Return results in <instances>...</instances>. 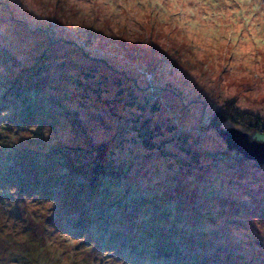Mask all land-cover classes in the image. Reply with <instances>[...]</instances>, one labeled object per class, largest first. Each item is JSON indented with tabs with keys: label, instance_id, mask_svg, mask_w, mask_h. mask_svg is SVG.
Wrapping results in <instances>:
<instances>
[{
	"label": "rangeland",
	"instance_id": "374dc122",
	"mask_svg": "<svg viewBox=\"0 0 264 264\" xmlns=\"http://www.w3.org/2000/svg\"><path fill=\"white\" fill-rule=\"evenodd\" d=\"M0 101V264H123L57 229L97 203L101 228L264 264V165L218 133L264 134L209 123L233 105L264 129V0H0Z\"/></svg>",
	"mask_w": 264,
	"mask_h": 264
},
{
	"label": "trees",
	"instance_id": "16d2710c",
	"mask_svg": "<svg viewBox=\"0 0 264 264\" xmlns=\"http://www.w3.org/2000/svg\"><path fill=\"white\" fill-rule=\"evenodd\" d=\"M232 107L233 105H228L225 106L224 108L222 107L218 109L210 118L209 123L211 127L218 129L221 124L225 123L226 121H230L233 125L241 128H245L247 130L256 131V129H258L255 132V134H264V129L260 130L258 128V124L260 123L259 118L257 117L251 118L252 116H248L246 113L239 112L236 109H233ZM27 109H29L27 113L32 116L36 113L35 112L36 108H34L33 106L28 107ZM245 118L248 119L251 118L253 122L251 124H242L236 121L237 119L242 122V120ZM90 166H92L91 168L93 169L92 171H90L91 173L88 171L87 174H79V175H83L82 177H84L85 180H89V181L95 180L96 183H99L102 179L109 180V178H112V176L109 175L107 172L109 169H111L108 166L99 165V164L94 166L93 164H90ZM48 181L50 180L41 178L38 179L37 181H34L33 183L35 184V188L40 190L41 185L46 184ZM75 186L78 187L76 183H74V187ZM79 188L82 191L86 192V188H84L83 186ZM70 192H72V190H70ZM48 193L52 194L53 190L48 189ZM93 193L97 194V192H95L94 190L92 191V195ZM97 195H99V192ZM138 207H142V205ZM110 208L111 205L106 206V204H102V203L92 204L91 206H86V207H84L83 205L82 207L76 209L70 215L69 218H64V220L60 222V226L58 225L57 229L63 230V232L65 231L68 238H71V235H74L75 233L85 232L86 240L88 239V241L90 242V247H89L90 249L95 251L96 250L103 251L104 249L110 250L112 247L113 249L117 250V253L119 254V259L123 260L121 261L123 264H127L124 263L127 261L128 264H136L134 262L135 259H141V261H144L148 264H157V263L161 264V263H169V262H172V264H216L215 260H212L213 253H211L210 250L209 253H207V250L204 247H201L198 250L196 246H199V243L195 241H193L192 244L189 241H187L186 243L178 244L175 242V240L169 238L174 236L176 237L175 234H167V233L163 234L165 231L161 230L162 232H156L155 230H152L153 229L152 228L149 230L148 234H145V237H143L144 239H142V237L139 236V234H133L132 232L133 230L131 229L119 227L117 228L119 232L118 231L116 232L112 227H110L109 229L101 228L102 226L100 225L101 222L98 221H102V220H98L97 216L103 213V217H105L106 213L110 212ZM137 211H142V209L138 208ZM158 214H160V212H158ZM81 217L86 218V220L80 219ZM151 217L155 219L154 226L155 224H160L162 225L160 226L161 228H165L164 224L165 225L168 224L165 223L167 219L166 217L163 220H160L159 222L157 221L156 216L152 215ZM134 219H136V217H134ZM107 220L110 221V217H107ZM192 221H193V217H190L189 222L191 223ZM63 222L67 223L66 226L65 225L62 226ZM114 226L116 227V225ZM173 228L171 229V231L173 230ZM173 231L178 233V231L175 230ZM168 235L169 237H165ZM149 237L153 239L152 242H148ZM181 237L187 239L186 235H181ZM137 239H139L138 246L145 248L143 254L136 253V249L134 248L133 243ZM141 240H145L147 242H142ZM93 241L96 243V245L93 244L94 243ZM195 248L197 250H195ZM217 255H218L217 260H220L219 258H221V252L219 251Z\"/></svg>",
	"mask_w": 264,
	"mask_h": 264
},
{
	"label": "water",
	"instance_id": "95a60500",
	"mask_svg": "<svg viewBox=\"0 0 264 264\" xmlns=\"http://www.w3.org/2000/svg\"><path fill=\"white\" fill-rule=\"evenodd\" d=\"M218 135L225 143L228 151L235 150L241 157L264 165V144L250 142L248 136L238 130H221Z\"/></svg>",
	"mask_w": 264,
	"mask_h": 264
}]
</instances>
